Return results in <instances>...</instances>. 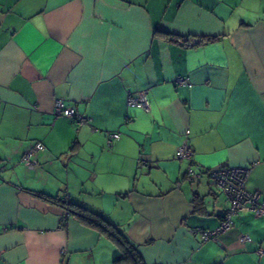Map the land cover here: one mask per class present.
<instances>
[{
	"label": "crops",
	"instance_id": "1",
	"mask_svg": "<svg viewBox=\"0 0 264 264\" xmlns=\"http://www.w3.org/2000/svg\"><path fill=\"white\" fill-rule=\"evenodd\" d=\"M139 92L150 111L127 105ZM55 99L89 122L56 116ZM185 139L201 168L249 167L264 201V0H0V264L119 254L40 192L100 212L143 264H264V214L193 232L228 204L205 174L185 179Z\"/></svg>",
	"mask_w": 264,
	"mask_h": 264
},
{
	"label": "built area",
	"instance_id": "2",
	"mask_svg": "<svg viewBox=\"0 0 264 264\" xmlns=\"http://www.w3.org/2000/svg\"><path fill=\"white\" fill-rule=\"evenodd\" d=\"M175 82L178 85H191L190 79L187 76H177ZM127 105L131 107H140L146 112L150 111V102L146 92H139L136 96L129 95L127 98ZM53 107L56 116H64L71 119L77 127L87 124L90 120L89 117L76 113L71 108L65 106L62 99H55ZM119 138V132H107L105 147L111 148ZM38 150H45L41 142H36L32 150H26L23 153L22 159L30 168H32L35 163V161L31 159V155L34 151ZM175 157L188 161L185 171L186 180L193 182L199 180L205 174L209 178L211 186L224 195L228 204L220 224L215 229H193V232L199 234L202 241L216 240L219 233L227 230L232 225L231 218L235 214L240 212L252 213L255 215L264 214V201L259 200V194L257 192H250L245 187L249 167L221 165L213 169L201 168L194 161L193 150L186 139L177 147ZM64 214L66 215V211H64ZM246 240H248L247 236L241 237L242 242ZM258 252L260 255L264 254V250L262 249H259Z\"/></svg>",
	"mask_w": 264,
	"mask_h": 264
},
{
	"label": "trees",
	"instance_id": "3",
	"mask_svg": "<svg viewBox=\"0 0 264 264\" xmlns=\"http://www.w3.org/2000/svg\"><path fill=\"white\" fill-rule=\"evenodd\" d=\"M37 196L63 208L66 211L65 219L71 215L77 218L82 224L108 236L117 245L119 250V254L113 260V264H143L137 247L119 228L110 223L100 212L92 211L82 205L72 203L70 200H63L41 192Z\"/></svg>",
	"mask_w": 264,
	"mask_h": 264
},
{
	"label": "rangeland",
	"instance_id": "4",
	"mask_svg": "<svg viewBox=\"0 0 264 264\" xmlns=\"http://www.w3.org/2000/svg\"><path fill=\"white\" fill-rule=\"evenodd\" d=\"M119 252V251H118Z\"/></svg>",
	"mask_w": 264,
	"mask_h": 264
}]
</instances>
